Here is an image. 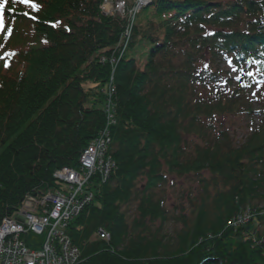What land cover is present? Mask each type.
<instances>
[{
	"label": "trees",
	"instance_id": "trees-1",
	"mask_svg": "<svg viewBox=\"0 0 264 264\" xmlns=\"http://www.w3.org/2000/svg\"><path fill=\"white\" fill-rule=\"evenodd\" d=\"M102 1L3 9L0 221L107 129L115 168L67 229L78 264H264V0H151L130 41ZM236 116L239 146L221 123ZM177 180L198 185L189 218L166 207Z\"/></svg>",
	"mask_w": 264,
	"mask_h": 264
},
{
	"label": "built area",
	"instance_id": "built-area-1",
	"mask_svg": "<svg viewBox=\"0 0 264 264\" xmlns=\"http://www.w3.org/2000/svg\"><path fill=\"white\" fill-rule=\"evenodd\" d=\"M107 127V126H106ZM109 129V127H108ZM109 132L105 129L87 147L80 158L79 171L63 168L54 174L61 189L49 191L42 199L27 198L15 219L0 222V264H77L80 253L68 239V224L88 205L93 195L87 190L92 177L102 182L115 168L107 156ZM244 223L246 216L239 217ZM29 234L43 236L41 243L29 245ZM99 237L108 240L102 230Z\"/></svg>",
	"mask_w": 264,
	"mask_h": 264
},
{
	"label": "rangeland",
	"instance_id": "rangeland-1",
	"mask_svg": "<svg viewBox=\"0 0 264 264\" xmlns=\"http://www.w3.org/2000/svg\"><path fill=\"white\" fill-rule=\"evenodd\" d=\"M129 4V3H128ZM128 4L126 7H128ZM112 6H114V4H112ZM111 5H109L108 7L104 8L105 12H111ZM128 9H130L128 7ZM104 12V13H105ZM107 14V13H106ZM114 14V13H113ZM109 15V14H108ZM119 18H122V16L120 17V15H118ZM136 22V19L134 20L133 23ZM127 25V24H125ZM127 30H129V28H127ZM12 50H15L14 46L9 47ZM138 50V51H137ZM135 51H137V55L138 56V62L141 65V67L143 66V63L145 62V58H146V54H147V48H145L144 46L141 47L140 49L137 47L135 49ZM14 51H10V54H13ZM128 55H132L131 52L128 53ZM260 115H255L254 117L250 118V119H254L255 123L257 124L258 122V117ZM222 126L223 128L229 133V135H231L234 139V144L236 146H239L243 140L245 139V137L250 133V128L252 126V124L249 122V118H245L242 116H236V117H232V118H224L221 120ZM191 188V192H192V196L193 198L198 197L199 195V189H198V185L196 183H190L189 180H180V181H176V185L173 187H170L169 189H167V193H166V199H167V203H166V207L168 209V211H170V213L173 211V203L177 204L179 206L182 205L184 207L185 210V214L186 217H190L189 215V211H190V207L188 205L187 202V193L189 191L188 188ZM212 190V188H211ZM185 196H184V195ZM177 206V207H178ZM16 215H13V219H15ZM131 217V215H130ZM178 217V216H177ZM130 222V220H129ZM165 233L169 235H174L173 234V230H178L181 228V224H168L165 227ZM27 238V242L29 245H34V244H38L43 242L44 237L43 236H34L33 234H30L29 236L26 237Z\"/></svg>",
	"mask_w": 264,
	"mask_h": 264
},
{
	"label": "snow or ice",
	"instance_id": "snow-or-ice-1",
	"mask_svg": "<svg viewBox=\"0 0 264 264\" xmlns=\"http://www.w3.org/2000/svg\"><path fill=\"white\" fill-rule=\"evenodd\" d=\"M7 3H8V0H0V29L3 28L2 15H3V9H4V7H5V5ZM11 3H13V4H17V3L23 4V5L27 6V7H30L34 11L37 9V5L34 4V3H31L30 0H11ZM23 15L27 16L28 13H24ZM30 18L34 19L33 17H30ZM53 26H55V25H53ZM8 31H9V33L11 32L10 29ZM5 67H8V65L5 64Z\"/></svg>",
	"mask_w": 264,
	"mask_h": 264
}]
</instances>
